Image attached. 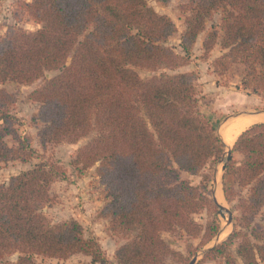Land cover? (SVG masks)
<instances>
[{
    "label": "trees",
    "instance_id": "trees-1",
    "mask_svg": "<svg viewBox=\"0 0 264 264\" xmlns=\"http://www.w3.org/2000/svg\"><path fill=\"white\" fill-rule=\"evenodd\" d=\"M27 9L40 27H8L0 37V86L30 85L46 72L60 71L31 93L39 104V142L47 149L93 135L72 165L83 173L98 164L107 196L103 214L125 237L113 264L184 263L162 234L202 238L203 244L217 235L216 220L203 225L196 216L218 210L210 188L215 175L205 170L215 172L227 148L201 110L194 73L143 79L140 72L186 65L208 22L220 14V24L203 42L204 59L220 47L223 53L213 60L216 74L242 66V89L264 101V0H188L191 13L181 38L185 56L165 45L177 33L174 21L146 0H31ZM13 102L0 88V168L27 162L35 153L17 137ZM7 137L17 146H10ZM235 154L241 159L236 161ZM182 173L202 180L193 185ZM62 176L60 165L42 161L0 184V261L18 254L16 262L3 264H37L36 256L75 254L90 257V264H111L99 240L87 238L80 223L52 224L45 215L54 201L51 187ZM226 176L233 182L224 185L225 199L237 202L247 231L235 230L207 254L226 264H264V232L249 230L264 208V122L238 136Z\"/></svg>",
    "mask_w": 264,
    "mask_h": 264
},
{
    "label": "rangeland",
    "instance_id": "rangeland-1",
    "mask_svg": "<svg viewBox=\"0 0 264 264\" xmlns=\"http://www.w3.org/2000/svg\"><path fill=\"white\" fill-rule=\"evenodd\" d=\"M146 1L158 13L167 15L174 21L177 26V33L165 45L172 48L178 56H185L181 48V38L185 30V20L191 13L187 11L188 0ZM30 2L31 0H0V37L4 35L8 27L22 28L28 31H34L40 27L28 13L27 4ZM220 18V14H216L213 20L208 22L206 31L199 36L196 45L187 57L186 65L175 70L165 68L157 72L146 70L140 72L143 79L161 73H194L201 110L212 120V123L217 127V131L224 122L232 118L243 115H261L264 117L262 113L264 112V101L261 97L249 93L241 87V78L244 72L242 66H232L224 75L216 74L213 60L215 59L214 56L221 53L220 47H216L210 57L204 59L203 42L212 26L220 24ZM59 73L58 70L46 72L44 78L30 85L11 82L0 86L13 96L14 102L10 107V111L15 118L14 126L17 130V137L25 139L32 150L35 151L27 162L12 161L4 164L0 168V184L8 182L11 176L31 169L42 161H50L60 165L65 171V176L53 183L51 194L54 201L44 209L45 215L52 224L71 220L80 223L84 228L85 236L87 238H97L107 260L113 264L115 262V251L125 242V237L113 229L110 218L103 214L104 207L107 204V196L105 188L97 176L98 164L83 173L72 165L79 148L86 145L93 135L80 140L76 144L61 143L50 145L47 149H43L39 142L38 123L35 122L39 104L31 100V93L44 85L46 79H51ZM263 121L264 119L260 122ZM6 141L10 146H17V142L13 137H7ZM233 156L236 161L241 159L239 154ZM214 168L215 172L208 166L205 170L209 175H215V180L210 184V188L215 195L217 187L221 186L224 194L225 183L231 184L233 179L231 176L225 178L221 160L214 164ZM218 173H220L219 176ZM182 179L189 180L193 185H199L202 180L201 176H191L187 173H182ZM236 204L237 202L228 203L225 199V205H223L226 210L232 213L233 220L231 223H229L228 213L225 212V217L219 215V207L215 214L203 212L196 216V220L203 225H206L210 220H216L220 226L217 235L204 244L202 238L195 239L177 233H163L162 236L169 245L185 257L184 263L168 259L166 264H190L195 258V264H226L224 258H214L207 253L211 248L225 242L235 230L247 231L245 227H241V215L236 208ZM250 229L264 232V208L252 220ZM238 242V240L234 242L233 252L236 251ZM17 259L18 254H15L0 261V264L14 263ZM35 262L37 264H90L91 258L83 254H75L67 259L36 256Z\"/></svg>",
    "mask_w": 264,
    "mask_h": 264
},
{
    "label": "bare ground",
    "instance_id": "bare-ground-1",
    "mask_svg": "<svg viewBox=\"0 0 264 264\" xmlns=\"http://www.w3.org/2000/svg\"><path fill=\"white\" fill-rule=\"evenodd\" d=\"M263 119L264 117L261 115H249L232 118L224 122L219 130V134L228 146H232L242 132L255 123H259ZM219 175L220 173H218V176ZM215 194L217 201L220 204L225 205V198L221 186L217 187Z\"/></svg>",
    "mask_w": 264,
    "mask_h": 264
},
{
    "label": "water",
    "instance_id": "water-1",
    "mask_svg": "<svg viewBox=\"0 0 264 264\" xmlns=\"http://www.w3.org/2000/svg\"><path fill=\"white\" fill-rule=\"evenodd\" d=\"M262 113H264V112H262ZM219 130H220V128H219ZM218 133H219V131H218ZM219 135H220V134H219ZM223 141H224V140H223ZM224 143H225V142H224ZM234 144H235V143H234ZM234 144H233L232 146H228V145L225 143L226 148H227V150H226V156L221 160V162H223V171H225V168H226V164H227V162L231 161V159H232V150H233ZM214 198H215V201H216V203L218 204V207H219V211H218V212H219V215L225 217V212L228 213V215H229V217H228V219H229V223H231L232 220H233L232 213H231L229 210H226L225 207L217 201V199H216V194L214 195ZM195 262H196V258L193 259V260L190 262V264H195Z\"/></svg>",
    "mask_w": 264,
    "mask_h": 264
},
{
    "label": "crops",
    "instance_id": "crops-1",
    "mask_svg": "<svg viewBox=\"0 0 264 264\" xmlns=\"http://www.w3.org/2000/svg\"><path fill=\"white\" fill-rule=\"evenodd\" d=\"M223 53V51L221 50V53H219V55H217V56H214V58H216V57H218V56H220L221 54ZM190 71V70H189ZM260 114V113H259ZM264 114V113H263ZM243 116H249V115H243ZM241 117V116H240ZM264 122V121H263ZM260 123V122H259Z\"/></svg>",
    "mask_w": 264,
    "mask_h": 264
}]
</instances>
